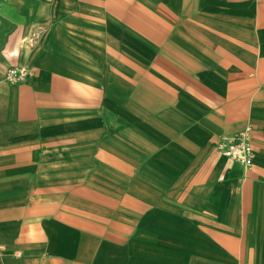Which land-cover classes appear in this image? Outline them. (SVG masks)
Segmentation results:
<instances>
[{"label": "crops", "instance_id": "1", "mask_svg": "<svg viewBox=\"0 0 264 264\" xmlns=\"http://www.w3.org/2000/svg\"><path fill=\"white\" fill-rule=\"evenodd\" d=\"M0 264H264V0H0Z\"/></svg>", "mask_w": 264, "mask_h": 264}, {"label": "built area", "instance_id": "2", "mask_svg": "<svg viewBox=\"0 0 264 264\" xmlns=\"http://www.w3.org/2000/svg\"><path fill=\"white\" fill-rule=\"evenodd\" d=\"M28 77L29 71L26 67L13 66L5 73V78L9 83H19ZM219 148L226 157L238 161L246 167H250L254 163L255 150L250 135L246 132L225 138L219 144Z\"/></svg>", "mask_w": 264, "mask_h": 264}, {"label": "rangeland", "instance_id": "3", "mask_svg": "<svg viewBox=\"0 0 264 264\" xmlns=\"http://www.w3.org/2000/svg\"><path fill=\"white\" fill-rule=\"evenodd\" d=\"M23 82V81H22ZM20 83V82H19Z\"/></svg>", "mask_w": 264, "mask_h": 264}]
</instances>
